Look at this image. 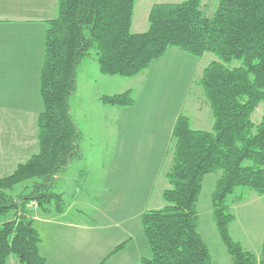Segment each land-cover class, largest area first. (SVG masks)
I'll list each match as a JSON object with an SVG mask.
<instances>
[{
  "label": "trees",
  "instance_id": "1",
  "mask_svg": "<svg viewBox=\"0 0 264 264\" xmlns=\"http://www.w3.org/2000/svg\"><path fill=\"white\" fill-rule=\"evenodd\" d=\"M134 2L57 0V15L47 21L44 35L39 150L0 178V264L10 255L16 264H45L29 205L65 210L63 193L54 185L60 172L83 157L82 134L68 103L77 90V64L95 60L101 74L129 78L171 47L197 58L214 55L198 78L213 123L210 130L193 129L184 112L176 117L166 151L171 156L164 172L169 183L162 193L165 204L141 215L151 253L137 264H211L197 228L198 195L210 172L218 175L211 215L231 264H264V235L256 253L232 240L230 204L241 196L227 201L236 188L253 190L264 200V115L256 124L251 119L264 101V0H217L212 15L205 12L209 1L154 3L144 32L131 31ZM233 60L240 63L232 65ZM100 101L126 107L135 99L126 91L104 94Z\"/></svg>",
  "mask_w": 264,
  "mask_h": 264
},
{
  "label": "crops",
  "instance_id": "2",
  "mask_svg": "<svg viewBox=\"0 0 264 264\" xmlns=\"http://www.w3.org/2000/svg\"><path fill=\"white\" fill-rule=\"evenodd\" d=\"M56 15L57 0H0V178L11 174L19 163L39 150L37 116L42 110L39 87L44 35L47 21ZM198 59L177 48H168L146 70L135 75L139 76V86L132 106L107 105L95 96L97 103L90 109V116L96 111L105 119H115V130L114 125L107 130L106 141L111 140V169L108 167L105 176L110 182L107 190L109 193L114 191L109 216L114 227L119 229L112 228L114 232L108 234L107 250H93L94 260L80 264H94L120 242L128 244L133 239L132 221L137 220L139 226V217L146 210L145 203L154 190V182H157L166 159L178 114L184 112L188 115L193 129L208 130L212 127L213 122L209 126L203 125L207 123V117L203 119L202 113L205 109L208 110L206 112L210 110L203 95H198L186 109L199 67ZM107 87H112L111 81ZM204 114L209 116L210 113ZM77 128L84 135L88 124L85 131L82 127ZM94 135L91 132L87 144L85 140L81 142L83 157L78 160L77 171L83 179L80 184L84 186L76 190L78 180H75L69 202L64 199L66 207L63 212H70L76 206L77 191L85 189L87 196L94 191L92 183L87 187V182L92 179L88 153ZM113 136L114 140L116 138L114 142ZM149 178L148 187L152 191L147 187ZM75 212L80 215L81 210L77 208ZM30 217L33 220V216ZM137 257L131 256V259ZM129 261L120 258L111 264H127Z\"/></svg>",
  "mask_w": 264,
  "mask_h": 264
},
{
  "label": "rangeland",
  "instance_id": "3",
  "mask_svg": "<svg viewBox=\"0 0 264 264\" xmlns=\"http://www.w3.org/2000/svg\"><path fill=\"white\" fill-rule=\"evenodd\" d=\"M181 1L184 0H135L131 31L144 32L147 29V17L152 4L177 3ZM207 1H209V5L205 9V12L207 15H212L216 8L217 0H203V3ZM213 59L214 55L204 54L197 60L199 67L195 74V81L191 85L188 97L189 102H187L186 109L189 108L190 102L197 99L198 95L199 97L203 95L202 88L198 84V78L203 68ZM239 63V60H233L232 65H238ZM99 73L98 63L95 60H85L78 63L76 66L77 90L68 99L71 115L77 127H82V130L85 131V126L88 124L85 134H82V142L85 140L87 144L91 132L96 134L93 137V143H89L91 149H89L88 153L90 157L89 168L91 170L89 175L92 179L90 182H87V187L89 183H92L94 191L89 196L85 194L87 192L85 189L77 191L79 198L76 201V206L67 213L56 212L54 210L46 212L37 204L29 205L31 209L30 215L33 216V226L38 231L40 237L39 252L45 258V264L88 263L90 260H94L93 250L96 252H101L98 248L107 250V236L110 232H114L112 228L119 229V227H114V222L109 216L108 209L114 191L109 193L107 190L106 186H109L110 182H107L105 176L106 171L109 168L111 169L109 165L111 140L106 141L107 130H109L111 125L115 124V119H105L101 113L98 114L96 111L90 116V109L97 103L95 96H99L100 98L104 94L113 95L130 91L132 97L135 98L136 90L139 86L137 80L139 76H132L130 78L116 75L99 76L101 75ZM110 81L112 84L111 88L107 87ZM131 87L134 89H130ZM203 100L206 101L205 99ZM204 111L202 116L203 119L207 117V123H203V125L209 126L213 122L211 110L206 112L208 110L205 109ZM204 113L210 114L206 116ZM263 115L264 101H260L252 110L251 119L256 124L261 120ZM209 128L211 129V127ZM115 140L113 136V142ZM170 156L171 151L162 165L157 182H154L153 191L148 187L150 186V178L147 181V187L152 192L149 194L148 202L145 203L146 210L161 208L165 204L162 197V189L169 187L164 172L169 165ZM78 165V160H74L66 170L58 174L54 185V190L62 192L66 202H69L75 180H78V188L76 190L84 186L80 184L83 179L78 176ZM85 170L87 171L86 168ZM217 176L216 172H210L205 174L202 180L197 200V228L209 250L211 264H231L226 247L220 238L211 215V193L215 187ZM21 189L22 187L18 186L16 191H20ZM238 195L241 196L240 201L230 204V211L234 215V220L229 224V234L232 240L239 242L244 249L256 253L261 248L264 235V200L262 196L253 190L236 188L227 197V201L231 203ZM75 208L81 210L80 215L76 214ZM141 215L139 217V226L138 222H136L137 220L132 221L133 239L128 244L124 241L125 244L121 249L111 254L108 258H106L107 254L104 255L95 260L94 264H111L120 258L125 262L130 260L127 264H137L141 257H148L150 255L151 251L144 235ZM123 216H126V213ZM131 256L138 257L131 259ZM6 264H16V258L13 255L8 256Z\"/></svg>",
  "mask_w": 264,
  "mask_h": 264
},
{
  "label": "built area",
  "instance_id": "4",
  "mask_svg": "<svg viewBox=\"0 0 264 264\" xmlns=\"http://www.w3.org/2000/svg\"><path fill=\"white\" fill-rule=\"evenodd\" d=\"M31 204H34V203H31Z\"/></svg>",
  "mask_w": 264,
  "mask_h": 264
}]
</instances>
